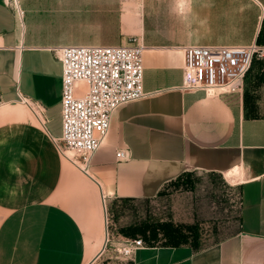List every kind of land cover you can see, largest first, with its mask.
Wrapping results in <instances>:
<instances>
[{
    "label": "crops",
    "instance_id": "crops-1",
    "mask_svg": "<svg viewBox=\"0 0 264 264\" xmlns=\"http://www.w3.org/2000/svg\"><path fill=\"white\" fill-rule=\"evenodd\" d=\"M13 1L0 0V264H264V60L242 92L210 97L181 89L179 50L264 46V0H105L86 28L66 25L78 0ZM133 36L145 97L116 111L85 174L49 129L62 124L54 51Z\"/></svg>",
    "mask_w": 264,
    "mask_h": 264
},
{
    "label": "built area",
    "instance_id": "built-area-1",
    "mask_svg": "<svg viewBox=\"0 0 264 264\" xmlns=\"http://www.w3.org/2000/svg\"><path fill=\"white\" fill-rule=\"evenodd\" d=\"M13 2L15 4V0ZM130 41L121 46L78 45L54 51L63 69L62 137L54 143L59 152L85 174L109 134L116 111L145 97L144 53L147 48L139 37ZM179 50L183 54L181 89L204 92L210 97L242 92L254 60H264V46L256 43L188 46ZM21 101L43 122L41 105L32 104L26 98ZM117 158L127 160L129 152L120 150ZM143 247V241L138 239L128 242L118 252L130 259Z\"/></svg>",
    "mask_w": 264,
    "mask_h": 264
},
{
    "label": "rangeland",
    "instance_id": "rangeland-1",
    "mask_svg": "<svg viewBox=\"0 0 264 264\" xmlns=\"http://www.w3.org/2000/svg\"><path fill=\"white\" fill-rule=\"evenodd\" d=\"M76 3V8H72L71 11L67 12V18H66V25L67 26H71L73 27H81V28H86V27H95V26H100V20H101V16H100V12L102 11L101 8V3L100 2H104L105 0H99L98 3V11L97 8H94L92 6L91 11H89V6H84L83 5V1L79 3ZM104 5V4H103ZM131 8L134 9L135 5L130 4ZM96 9V10H95ZM101 34V33H100ZM98 34L96 37H93L92 42L95 43H106V42H113L114 37L109 36V35H103V34ZM138 37V36H133L129 39L128 44L131 43V39ZM140 38V37H139ZM127 44V45H128ZM61 120L56 119L55 123H52L49 125V129L52 132V134L56 135V136H60L62 134V129H61ZM71 155V154H69Z\"/></svg>",
    "mask_w": 264,
    "mask_h": 264
},
{
    "label": "bare ground",
    "instance_id": "bare-ground-1",
    "mask_svg": "<svg viewBox=\"0 0 264 264\" xmlns=\"http://www.w3.org/2000/svg\"><path fill=\"white\" fill-rule=\"evenodd\" d=\"M70 153H67L66 155H68V156H71V155H69Z\"/></svg>",
    "mask_w": 264,
    "mask_h": 264
}]
</instances>
